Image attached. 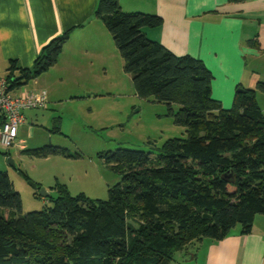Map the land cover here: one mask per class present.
<instances>
[{"label": "trees", "instance_id": "trees-1", "mask_svg": "<svg viewBox=\"0 0 264 264\" xmlns=\"http://www.w3.org/2000/svg\"><path fill=\"white\" fill-rule=\"evenodd\" d=\"M95 15L110 32L135 94L166 103L187 137L151 143L150 151L104 153L121 174L106 200L72 196L62 185L51 208L18 217L19 193L0 171V264H169L189 244L222 239L237 224L247 233L255 215H264V112L256 99L264 82L236 88L231 107L223 108L200 59L175 55L142 32L159 26L160 16L123 11L118 0H99ZM67 39L68 32L53 38L30 69L12 63L5 75L11 88L53 66ZM30 151L69 155L50 144Z\"/></svg>", "mask_w": 264, "mask_h": 264}, {"label": "crops", "instance_id": "crops-1", "mask_svg": "<svg viewBox=\"0 0 264 264\" xmlns=\"http://www.w3.org/2000/svg\"><path fill=\"white\" fill-rule=\"evenodd\" d=\"M98 1L0 0V76L5 77L12 63L18 69H30L42 48L65 32L68 39L57 62L32 79L34 86H47L41 76L50 69L64 70V62L91 64L118 58L110 32L95 15ZM118 2L123 11L161 17L159 26L144 27L142 32L175 55L200 59L212 73L211 94L223 108L232 105L236 88H254L264 82V0ZM76 67H70L71 71ZM24 85L16 90L37 91ZM256 99L258 104L264 102V95L258 93ZM47 107L48 102L44 109ZM24 117L17 137L27 123ZM28 129L30 137L33 129ZM23 143L19 138V147ZM261 215H255L249 232L242 233L241 226L235 225L222 239L203 238L193 251L187 247L177 252L169 264H264V231L257 227L264 225Z\"/></svg>", "mask_w": 264, "mask_h": 264}, {"label": "rangeland", "instance_id": "rangeland-1", "mask_svg": "<svg viewBox=\"0 0 264 264\" xmlns=\"http://www.w3.org/2000/svg\"><path fill=\"white\" fill-rule=\"evenodd\" d=\"M122 63L120 56L101 63L64 62V70L50 69L41 76L47 86H34L32 80L24 85L25 89L43 91L48 107L25 110L29 126L19 129L10 147L0 145V171L8 174L21 199L14 217L51 208L57 187L62 185L72 196L106 200L108 189L120 181L121 174L106 163L104 153L117 148L150 151L151 143L160 147L169 138L187 137L185 127L173 122L166 103L135 94L131 75ZM73 65L77 67L71 71ZM259 104L264 112V102ZM171 108L176 111L178 107L172 104ZM55 117L59 118L56 123ZM28 127L33 129L30 137ZM19 138L24 141L21 147ZM48 144L69 155L39 157L30 151ZM41 190L46 195H41ZM129 222L137 226L140 221L131 217ZM257 227L264 231L263 224ZM198 243L189 244V250Z\"/></svg>", "mask_w": 264, "mask_h": 264}, {"label": "built area", "instance_id": "built-area-1", "mask_svg": "<svg viewBox=\"0 0 264 264\" xmlns=\"http://www.w3.org/2000/svg\"><path fill=\"white\" fill-rule=\"evenodd\" d=\"M47 97L43 92L11 88V83L0 76V145L8 148L16 142L18 127L24 122L27 109L44 108Z\"/></svg>", "mask_w": 264, "mask_h": 264}, {"label": "water", "instance_id": "water-1", "mask_svg": "<svg viewBox=\"0 0 264 264\" xmlns=\"http://www.w3.org/2000/svg\"><path fill=\"white\" fill-rule=\"evenodd\" d=\"M8 161L11 163V165L13 164L12 161H10V159H8ZM32 186H33V187H36L34 183H32ZM39 193H40L41 195H46V193H45L43 190H41Z\"/></svg>", "mask_w": 264, "mask_h": 264}]
</instances>
